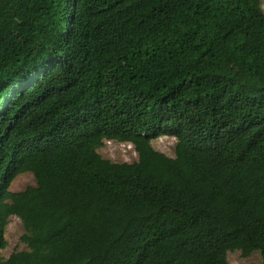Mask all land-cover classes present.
I'll list each match as a JSON object with an SVG mask.
<instances>
[{"label":"trees","instance_id":"16d2710c","mask_svg":"<svg viewBox=\"0 0 264 264\" xmlns=\"http://www.w3.org/2000/svg\"><path fill=\"white\" fill-rule=\"evenodd\" d=\"M106 141L138 160L103 157ZM14 215L27 248L6 258ZM237 250L264 259L261 0H0V264Z\"/></svg>","mask_w":264,"mask_h":264},{"label":"rangeland","instance_id":"374dc122","mask_svg":"<svg viewBox=\"0 0 264 264\" xmlns=\"http://www.w3.org/2000/svg\"><path fill=\"white\" fill-rule=\"evenodd\" d=\"M264 9V0H261ZM154 147L169 156L175 155L176 139L170 136H162L153 140ZM103 157L114 162H135L138 160V153L131 143L109 142L99 149ZM29 185H36L35 177L28 172L18 176L11 186L12 191L24 190ZM26 233L23 221L16 215L11 216L6 229V239L8 245L3 249L4 257L8 258L13 252L24 250L27 244L22 241V236ZM228 260L230 264H264V259L260 252L255 251L250 256H244L241 251H229Z\"/></svg>","mask_w":264,"mask_h":264}]
</instances>
